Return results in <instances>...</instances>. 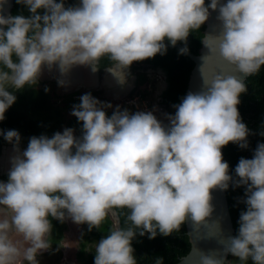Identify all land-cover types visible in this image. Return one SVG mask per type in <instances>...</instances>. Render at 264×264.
Masks as SVG:
<instances>
[{
    "label": "clouds",
    "instance_id": "clouds-1",
    "mask_svg": "<svg viewBox=\"0 0 264 264\" xmlns=\"http://www.w3.org/2000/svg\"><path fill=\"white\" fill-rule=\"evenodd\" d=\"M5 3L0 0V121L17 99L9 89L35 86L45 66L60 73L57 82L65 90L71 84L64 77L71 70L72 80L85 78L81 65L95 73L107 57L111 64L100 71L115 78L107 87L112 90L127 82L126 70L134 61L164 55L166 40L172 46L186 42L208 20L210 9H218L222 28L211 42L204 34V45L244 75L264 66V0H80L68 7L64 0H17L29 16L6 15ZM188 51L185 43L179 54ZM132 67L138 72L137 87L151 84L148 70L161 72L164 86L157 99L160 110H166L169 106L161 102L163 70ZM200 72L203 87L174 105L168 125L141 90L121 100L111 115L106 112L112 110L110 102L82 94L71 112L82 122L80 137L71 127L51 137L34 135L20 153L19 131L0 129L8 148L14 145L17 152L7 182L0 181V264H39L37 255L51 247L49 217L63 221L66 215L89 230L111 216L108 235L95 244L94 264H137L132 246L137 233L149 239L158 232L169 235L189 215L204 222L213 212L211 190H226L230 182L247 186L238 235L221 238L223 255L202 252L200 264H231L228 253L238 258L236 264L245 257L264 264V142L253 158L239 160L236 180L222 153L229 142L248 147L250 130L237 107L247 86L240 76L205 71L203 63ZM139 73L148 81L141 84ZM81 88L89 89L68 92ZM116 91L114 100L126 92ZM123 104L132 112L122 109ZM144 106L149 111H138ZM125 209L126 226L120 227L118 210ZM215 226L220 231L218 222ZM154 264H163V258Z\"/></svg>",
    "mask_w": 264,
    "mask_h": 264
},
{
    "label": "trees",
    "instance_id": "trees-1",
    "mask_svg": "<svg viewBox=\"0 0 264 264\" xmlns=\"http://www.w3.org/2000/svg\"><path fill=\"white\" fill-rule=\"evenodd\" d=\"M79 0H64L65 7L76 6ZM206 3L209 0H205ZM43 14V9L39 10ZM12 15L23 14L31 15L28 8L17 3L14 0ZM205 23L201 25L199 30L190 32L187 41L189 52L193 55H198L204 36ZM186 41V42H187ZM186 42H177L175 46H171L166 40L167 52L164 55L157 54L153 58L134 61L132 65L142 67L149 66L153 69H162L165 74L166 88L161 94V102L165 106L178 105L186 95V89L191 71L194 67V62L187 54H179L178 45ZM15 59V57H13ZM111 64L107 57L101 58L100 70ZM139 81L143 83L148 79L146 74L139 73ZM247 86V91L241 93L238 109L243 122L250 130L247 137L248 147L241 148L237 143L229 142L223 146V159L229 164V173L233 176V180L239 179L235 173V167L239 160L243 158H253L255 149L260 142H264V66L252 75H249L244 81ZM141 83V82H140ZM141 83V84H143ZM54 85V86H53ZM45 87L50 88L45 91ZM55 84L41 86L37 83L35 86H25L20 90L9 89L14 91L17 96L16 101L5 112V119L0 121V129H16L21 135V143L27 144L30 137L47 135L51 137L61 125L62 108L55 104V100L51 96V90H55ZM54 93V91H53ZM54 96V95H53ZM145 97V95H142ZM121 108L130 107L123 104ZM151 107V102L148 104ZM114 110H109L108 115H111ZM69 125L75 128L77 136L82 133V122L72 120ZM8 141L0 135V148L7 144ZM75 151V149H73ZM246 185L236 186L234 182L229 183L228 189L225 190L229 212L233 223L234 236L238 235L240 213L246 209L244 200L246 199ZM127 209L118 210L119 226H126ZM52 223L51 235L48 239L51 242V247L48 253L45 254L46 259L51 262L49 264H59L62 259V241L65 237L67 224L63 221L49 217ZM111 216L107 218L102 225L97 228L93 227L89 230L86 223H80L82 230L79 236V249L76 252V262L78 264H94L95 244L103 237L108 235V231L113 226ZM134 248V256L137 259V264H154L158 257L163 258V264H176L182 257L187 255L190 249L189 238L186 233L185 221L181 224L179 230L173 231L169 235H163L158 232L155 238L149 239L148 234L140 236L137 233L132 240ZM237 257L229 253V262L236 264ZM40 263V262H39ZM242 264H255L245 257Z\"/></svg>",
    "mask_w": 264,
    "mask_h": 264
},
{
    "label": "water",
    "instance_id": "water-1",
    "mask_svg": "<svg viewBox=\"0 0 264 264\" xmlns=\"http://www.w3.org/2000/svg\"><path fill=\"white\" fill-rule=\"evenodd\" d=\"M226 2L227 0H221V3H226ZM13 3H14V0H6V3L4 4V9H3L6 15H9V14L12 15L11 10L13 8ZM209 11H210V15H209L208 20L205 22L204 34L210 35L208 37V41L211 42L212 40L211 35H218L219 32L221 31L222 22L217 19L218 9L217 10L210 9ZM187 44H188V41L186 42V45ZM184 46L185 44L178 45L179 48L184 47ZM187 55L194 62V67L189 77L186 94L190 91L191 92L199 91L203 87V79H202L201 72H200V66L202 65V63H203L205 71L209 73L222 72L224 74H233V75L240 76L243 79V81H245L246 78L249 76V75H244L243 73H239L238 70L235 68V66L230 65L229 63L224 61L219 56L218 52H211L210 49L204 45L203 42L199 49L198 55H193L189 51L187 52ZM81 66L83 68L84 76L85 74L89 76L90 68L88 66H83V65ZM44 68L42 72L44 71ZM51 71H52L51 73L56 72L57 74L56 70L54 71L51 70ZM104 71L107 74H109L103 77L104 78L103 81L105 85L108 87L111 84L112 85L115 84L114 83L115 78L113 76H110L111 74L108 73L106 70ZM70 75L76 77L74 75L73 70L70 71ZM90 80L91 79L85 80L84 77L82 78L80 77L77 80L71 79L70 80L71 85L65 86L64 91L68 92V91L77 89L80 86L87 87L89 84H91ZM7 149H6V154L9 153ZM11 151H15V150L12 149ZM222 153H223V147H222ZM7 163H11V161H8ZM211 193H212L211 202L214 206L211 216L206 217L205 221L200 222V223L193 221L190 215L187 216L185 219L186 233L189 238L190 249L187 255L182 257L176 264H200V256L202 252L205 254H208L211 252H217V254L223 255V245L220 243L221 238H226L228 236H234L235 231L233 228V223H232V219H231L230 212H229V206H228V201H227L225 190L220 189V188H214L211 190ZM215 222H218L220 231L215 226ZM228 258H229V253L226 256V259L229 262Z\"/></svg>",
    "mask_w": 264,
    "mask_h": 264
},
{
    "label": "rangeland",
    "instance_id": "rangeland-1",
    "mask_svg": "<svg viewBox=\"0 0 264 264\" xmlns=\"http://www.w3.org/2000/svg\"><path fill=\"white\" fill-rule=\"evenodd\" d=\"M86 69V67H85ZM87 71V69H86ZM127 71V82L123 85L119 84L116 87H113L112 90H118V88L123 89L124 91H126L124 93V95L122 96V94H120V99H115L113 100V102H110L113 107L110 108L112 110H115V106L119 105V103H121L120 101H127L128 99L130 100V97H132L133 94L137 93L138 91H146L149 95V98L151 100V103L153 105V108L156 109L157 111V116L158 119L164 123V125H166L168 123V113L166 112V110H163V112L160 110L161 107L163 106H159L158 103V99H157V94L160 92V87L161 84L162 86H164V80H163V76L161 75V72L158 70H148V77L151 81V84L146 83L145 85L141 86V87H137V80L136 79V75H137V71L132 67V65L130 66L129 69L126 70ZM91 73H89L91 78H94V80H96L98 82V86H94L93 88H89V89H78L74 92H65L62 94H54L53 96V91L51 90V96L52 98L55 100V104L58 105L60 108H62V122L61 125H59V127L57 128L56 131H63L64 128L66 127H71L69 125V123L74 119L77 120V117H75L74 115L71 114L72 112V108L74 105L78 104L80 102V96L84 93H91L94 97H96V95L94 94V92H98V91H104V89H106V85L104 83V72L100 71V69L95 72L92 73V71H90ZM42 76V77H41ZM41 76L39 77V79H44L46 77H49L50 74L48 73V71L45 69L42 73ZM114 82V81H113ZM141 83H143V80H140ZM115 83V82H114ZM44 84V83H42ZM45 85V84H44ZM41 86V85H40ZM50 90V88H49ZM61 90V88H60ZM113 92V91H112ZM102 94V93H101ZM105 94V93H104ZM97 98V97H96ZM112 98V97H111ZM100 101H104L107 102V100H105L104 98H98ZM148 100V98H147ZM127 106V105H126ZM138 107L139 104H138ZM109 109H106V112H108ZM162 112V113H160ZM164 118V119H163ZM170 122V121H169ZM169 124V123H168ZM73 128V127H71ZM74 129V134L77 136V132ZM78 137V136H77ZM12 148L16 151V149L14 148V145H12L10 147V149L8 148V152H10L12 150ZM25 149H20L19 148V152L22 153ZM17 153V152H15ZM9 154V153H8ZM65 222L67 224V230L65 232V237L62 241V260L59 262V264H78L76 262V252L79 249V236L82 230V225L80 223H76L74 222L70 216L66 215L65 218ZM16 239H22L21 237H15ZM48 253V249L47 250H43L41 251L38 255H37V260L40 262L39 264H49L51 262V260H47L45 257V254ZM23 264H29L28 261H23Z\"/></svg>",
    "mask_w": 264,
    "mask_h": 264
},
{
    "label": "flooded vegetation",
    "instance_id": "flooded-vegetation-1",
    "mask_svg": "<svg viewBox=\"0 0 264 264\" xmlns=\"http://www.w3.org/2000/svg\"><path fill=\"white\" fill-rule=\"evenodd\" d=\"M80 3V0L77 2V5ZM145 67V66H144ZM145 68H147V67H145ZM145 68H143V67H141V69H144L145 70ZM47 70V71H49V74H50V76L49 77H47V78H44V79H38V84L39 85H41L42 83H44V84H46V85H50V84H55V86H56V89L55 90H52V91H54V94H62V93H64V87L63 86H60L59 84H58V79L61 77V75H60V73H59V75H57L55 72H53V73H50L51 72V70H49V69H47V67L45 66V68H44V70ZM137 71V70H136ZM68 76L70 77V78H73L74 76H70V74H68ZM90 76V75H89ZM87 74H85V79H90L91 77H89ZM90 82V81H89ZM54 86V85H53ZM94 86H96V84H95V82H94V79L93 78H91V84H89L87 87H84V88H89V87H91V88H93ZM60 88H61V90H60ZM107 88V87H106ZM116 90H113V92H112V90L111 89H104V91H100V92H98L97 94H96V97L97 98H104L105 100H107V102H113V98H111L112 97V94H117V91L115 92ZM102 93V94H101ZM105 93V94H104ZM175 111H176V108L174 107V106H169V107H166V112L168 113V114H175ZM168 123H170L169 121H168ZM168 123L166 124V125H168ZM14 143V142H13ZM9 144V143H8ZM8 144L7 145H4V146H2L1 148H0V181H4V182H7V180H8V173H9V170H10V168H11V164L10 163H7L8 161H11V159H9L10 158V156L11 155H16L17 153H15L14 151H11V152H9V155L8 154H6V149L8 148ZM27 145H28V143L27 144H24V143H19V148L20 149H26L27 148ZM3 156H4V158H3ZM8 161H7V160ZM5 164V165H4ZM7 166V167H6ZM7 168V169H6ZM112 218V217H111ZM113 219V218H112ZM114 221V220H113ZM62 260V259H61Z\"/></svg>",
    "mask_w": 264,
    "mask_h": 264
},
{
    "label": "built area",
    "instance_id": "built-area-1",
    "mask_svg": "<svg viewBox=\"0 0 264 264\" xmlns=\"http://www.w3.org/2000/svg\"><path fill=\"white\" fill-rule=\"evenodd\" d=\"M130 103H131V105H133L135 108H137V104H136L135 101H131ZM138 111H149V109H148L146 106H144L142 109H140V110H138Z\"/></svg>",
    "mask_w": 264,
    "mask_h": 264
},
{
    "label": "bare ground",
    "instance_id": "bare-ground-1",
    "mask_svg": "<svg viewBox=\"0 0 264 264\" xmlns=\"http://www.w3.org/2000/svg\"><path fill=\"white\" fill-rule=\"evenodd\" d=\"M55 68V67H54ZM48 69V68H47ZM91 71V70H90ZM49 72V71H48ZM91 73V72H90ZM93 73V72H92ZM90 77V76H89ZM67 81H68V83H70V77L67 75V77H64ZM91 79V78H90ZM86 80V79H85ZM91 81V80H90ZM96 81V80H95ZM118 89H120V88H118ZM114 90V89H113ZM116 92V91H115ZM123 95V94H122ZM164 119V118H163ZM164 124V123H163ZM14 155H11L10 157L12 158ZM10 159V158H9ZM7 160V159H6ZM8 161V160H7ZM11 164V163H10ZM5 165V164H4ZM7 167V166H6ZM7 169V168H6Z\"/></svg>",
    "mask_w": 264,
    "mask_h": 264
},
{
    "label": "crops",
    "instance_id": "crops-1",
    "mask_svg": "<svg viewBox=\"0 0 264 264\" xmlns=\"http://www.w3.org/2000/svg\"><path fill=\"white\" fill-rule=\"evenodd\" d=\"M96 86H98V84H96ZM93 87V86H92ZM89 88H91V87H89ZM107 89V88H106ZM103 90V89H102Z\"/></svg>",
    "mask_w": 264,
    "mask_h": 264
}]
</instances>
